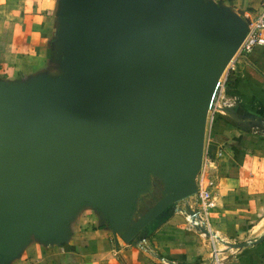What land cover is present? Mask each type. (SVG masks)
Instances as JSON below:
<instances>
[{
  "label": "water",
  "instance_id": "water-1",
  "mask_svg": "<svg viewBox=\"0 0 264 264\" xmlns=\"http://www.w3.org/2000/svg\"><path fill=\"white\" fill-rule=\"evenodd\" d=\"M69 75L0 86V259L62 242L92 203L114 227L151 172L196 192L207 118L248 23L203 0H64Z\"/></svg>",
  "mask_w": 264,
  "mask_h": 264
},
{
  "label": "crops",
  "instance_id": "crops-1",
  "mask_svg": "<svg viewBox=\"0 0 264 264\" xmlns=\"http://www.w3.org/2000/svg\"><path fill=\"white\" fill-rule=\"evenodd\" d=\"M203 1L246 23L261 2ZM63 7L64 0H0V86L30 87L69 75L61 46ZM238 77L227 95L238 97V105L214 125L194 177L195 193L167 191L166 174L151 172L130 215L114 227L96 205L84 203L68 219L62 242L32 234L16 256L0 264H214L210 237L188 221L191 211L211 224L222 264H264V137L251 134L264 122V46L240 65ZM202 169L213 182L216 204L207 216L196 198ZM155 191L161 208L149 211Z\"/></svg>",
  "mask_w": 264,
  "mask_h": 264
},
{
  "label": "built area",
  "instance_id": "built-area-1",
  "mask_svg": "<svg viewBox=\"0 0 264 264\" xmlns=\"http://www.w3.org/2000/svg\"><path fill=\"white\" fill-rule=\"evenodd\" d=\"M264 46V0L260 2V11L257 16L248 23L247 33L244 41L242 42L240 49L229 63L228 67L221 76L213 101L212 106L208 113L207 118V127L206 130H209V139L207 145L213 132L214 125L218 119V115L222 110H230L238 105L239 99L236 96H227L226 90L227 85L230 79H234L240 75V65L248 62L249 57L252 52L258 48ZM251 134L255 136L264 137V122H261L259 125L254 126L251 129ZM206 159H208L206 157ZM203 167V161H202ZM213 186V182L207 180L206 171L202 169L197 180V193L196 198L197 202L202 209L205 216L208 215V211L213 209L216 204L210 188ZM197 213L191 211V214L188 217V221L201 230L202 235L209 236L211 242V248L213 253V263L222 264V258L220 251L217 245L216 240L214 239V234L212 231V226L207 219L200 222L197 217Z\"/></svg>",
  "mask_w": 264,
  "mask_h": 264
},
{
  "label": "rangeland",
  "instance_id": "rangeland-1",
  "mask_svg": "<svg viewBox=\"0 0 264 264\" xmlns=\"http://www.w3.org/2000/svg\"><path fill=\"white\" fill-rule=\"evenodd\" d=\"M208 129L206 130V136H205V150H207V143H208V139H209V130ZM145 189H143V190H145ZM143 190H141V191H143ZM165 190H167V188H165ZM160 197H161V194L156 192V194L154 195V199L153 200L152 199H148V203H149L148 206H150L149 207V211H152V210L154 211V210H157V209L161 208V198ZM151 205H153V207ZM182 205H183V200L179 203V206H182Z\"/></svg>",
  "mask_w": 264,
  "mask_h": 264
},
{
  "label": "trees",
  "instance_id": "trees-1",
  "mask_svg": "<svg viewBox=\"0 0 264 264\" xmlns=\"http://www.w3.org/2000/svg\"><path fill=\"white\" fill-rule=\"evenodd\" d=\"M238 81H239V77L238 78H234V79H230L229 82H228V85H227V90H226V95H230L232 94V90L236 88L237 84H238ZM228 111L225 109V110H222L220 112V115H218V118L222 119H226L227 118V113Z\"/></svg>",
  "mask_w": 264,
  "mask_h": 264
}]
</instances>
